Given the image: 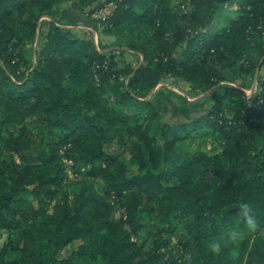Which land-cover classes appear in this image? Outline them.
I'll use <instances>...</instances> for the list:
<instances>
[{
    "label": "trees",
    "instance_id": "1",
    "mask_svg": "<svg viewBox=\"0 0 264 264\" xmlns=\"http://www.w3.org/2000/svg\"><path fill=\"white\" fill-rule=\"evenodd\" d=\"M65 1L0 0V264H264V76L252 101L231 84L264 68V0H76L115 4L104 34L125 45L114 51L56 22L40 33ZM114 52L143 63L121 66ZM173 79L215 86V108L166 122L149 96ZM197 137L221 150L194 147ZM29 188L38 207L23 199ZM155 222L178 238L176 255L142 245ZM230 229L241 237L213 251Z\"/></svg>",
    "mask_w": 264,
    "mask_h": 264
},
{
    "label": "rangeland",
    "instance_id": "2",
    "mask_svg": "<svg viewBox=\"0 0 264 264\" xmlns=\"http://www.w3.org/2000/svg\"><path fill=\"white\" fill-rule=\"evenodd\" d=\"M175 1V0H171ZM100 4L88 5L84 10L80 9V6L76 0L65 1L60 7L55 8L51 12H48L40 21V33L45 34L48 31V23L56 22L57 25L66 28L67 35L70 37L90 38L94 39L96 45L100 43L109 47L108 51L117 50L120 47H124L125 41L119 40L114 36H108L104 34V29L107 24V18L100 15ZM237 9L236 6H228L225 8V14ZM227 11V12H226ZM111 58L117 61L121 66L132 65L138 67L143 63L141 56L133 53H112ZM251 58L255 59L256 54H252ZM264 68L260 71L257 70L255 74L249 77H239L231 84L242 87L247 95L249 101L255 97L258 90V81L264 75ZM215 86L210 90H198L192 85L186 84L182 80H169L160 84L152 93L149 98L155 103L156 109L164 115V120L170 124L181 125L187 121L194 120L205 113L213 110L216 106L214 99H211L210 95ZM223 107L226 109L228 116L232 115L233 110L227 104ZM27 128L32 129L36 134L39 132L31 124H27ZM46 141L47 136H45ZM203 137H197L193 140L194 147H200L205 149L210 154L216 153L221 150L220 146H212L210 142L204 141ZM203 141V142H202ZM46 142V143H47ZM119 150L118 145L115 143L111 147L107 148L109 152H117ZM63 155L62 152L60 154ZM64 159V158H63ZM125 160L129 164V175L137 173V167L132 164L131 158L125 156ZM67 169L68 180L77 179V173L71 167L72 163L67 159L63 160ZM82 171L84 169L82 168ZM30 190L23 195V199L33 203L35 206H39V199L30 192ZM112 204L115 208L116 218H120L125 214V210L122 207L118 199H113ZM48 206V204H44ZM48 210H51V206H48ZM141 243L145 249H149L154 244L159 243L162 246L168 245L174 251L175 255L178 252V238L171 236L162 231V226L157 222L150 224L141 234ZM4 242V239L0 241V244ZM79 245V242H75L69 245L63 252L62 256L67 255ZM97 264H105L101 259Z\"/></svg>",
    "mask_w": 264,
    "mask_h": 264
},
{
    "label": "clouds",
    "instance_id": "3",
    "mask_svg": "<svg viewBox=\"0 0 264 264\" xmlns=\"http://www.w3.org/2000/svg\"><path fill=\"white\" fill-rule=\"evenodd\" d=\"M246 230L254 233L258 230L259 224L257 217L253 214L249 203L241 201L239 205V213ZM241 237V233L237 230L230 229L223 233L212 245L213 251H220L222 247L227 246L229 241H236Z\"/></svg>",
    "mask_w": 264,
    "mask_h": 264
},
{
    "label": "built area",
    "instance_id": "4",
    "mask_svg": "<svg viewBox=\"0 0 264 264\" xmlns=\"http://www.w3.org/2000/svg\"><path fill=\"white\" fill-rule=\"evenodd\" d=\"M114 8H115V4L111 3L106 8L99 11L100 15L103 16L104 18H107L111 14Z\"/></svg>",
    "mask_w": 264,
    "mask_h": 264
},
{
    "label": "crops",
    "instance_id": "5",
    "mask_svg": "<svg viewBox=\"0 0 264 264\" xmlns=\"http://www.w3.org/2000/svg\"><path fill=\"white\" fill-rule=\"evenodd\" d=\"M162 85H164V83H161Z\"/></svg>",
    "mask_w": 264,
    "mask_h": 264
}]
</instances>
